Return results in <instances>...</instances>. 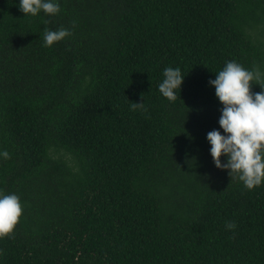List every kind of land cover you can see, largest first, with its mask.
I'll use <instances>...</instances> for the list:
<instances>
[{
  "label": "trees",
  "instance_id": "16d2710c",
  "mask_svg": "<svg viewBox=\"0 0 264 264\" xmlns=\"http://www.w3.org/2000/svg\"><path fill=\"white\" fill-rule=\"evenodd\" d=\"M55 2L0 0V193L22 204L0 264H264V181L231 179L207 140L225 135L209 81L228 61L264 71V0Z\"/></svg>",
  "mask_w": 264,
  "mask_h": 264
},
{
  "label": "clouds",
  "instance_id": "9594fccd",
  "mask_svg": "<svg viewBox=\"0 0 264 264\" xmlns=\"http://www.w3.org/2000/svg\"><path fill=\"white\" fill-rule=\"evenodd\" d=\"M19 9L25 16H36L41 10L46 15H56L60 5L55 0H20ZM71 35L72 32L64 27L56 31L44 28L43 46L51 47ZM163 77L159 92L175 102L176 90L180 92L184 80L181 69L167 67ZM209 84L215 87V95L223 105L219 124L225 133L213 130L207 134L213 162L217 168L228 170L231 179H238L247 190H253L264 181V71L258 65L248 70L236 61H228ZM252 84L259 85L261 91L252 92ZM130 107L133 111H146L144 102H131ZM0 156L10 159L7 151ZM222 156L227 157L226 163L221 162ZM21 215L20 198L16 194L0 193V238L13 233ZM225 226L228 230L237 227L235 221H228Z\"/></svg>",
  "mask_w": 264,
  "mask_h": 264
}]
</instances>
